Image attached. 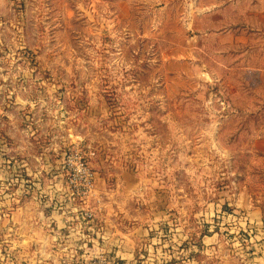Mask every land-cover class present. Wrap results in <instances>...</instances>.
I'll list each match as a JSON object with an SVG mask.
<instances>
[{"label":"rangeland","instance_id":"1","mask_svg":"<svg viewBox=\"0 0 264 264\" xmlns=\"http://www.w3.org/2000/svg\"><path fill=\"white\" fill-rule=\"evenodd\" d=\"M0 264H264V0H0Z\"/></svg>","mask_w":264,"mask_h":264}]
</instances>
